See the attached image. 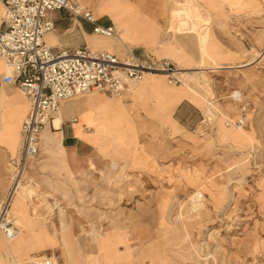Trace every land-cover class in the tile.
I'll list each match as a JSON object with an SVG mask.
<instances>
[{
    "label": "rangeland",
    "instance_id": "374dc122",
    "mask_svg": "<svg viewBox=\"0 0 264 264\" xmlns=\"http://www.w3.org/2000/svg\"><path fill=\"white\" fill-rule=\"evenodd\" d=\"M146 1L143 10L131 0H110L105 8L113 17L112 7L126 5L120 14L134 16L120 34L149 40L147 52L184 74L177 85L149 76L122 94L92 92L67 102L103 95L124 100L127 111L106 113L102 151L94 146L79 170L59 139L53 152L40 142L26 172L39 197L15 198L19 235L12 243L0 237V264H33L29 257L41 252L64 264L66 250L89 264L93 234H114L122 221L135 247L104 250L98 264H264V0ZM81 2L92 12L103 1ZM91 35L93 49L109 44L122 59L134 50L127 38ZM85 117L88 132L94 122ZM200 190L205 208L193 211Z\"/></svg>",
    "mask_w": 264,
    "mask_h": 264
},
{
    "label": "built area",
    "instance_id": "2783aa9c",
    "mask_svg": "<svg viewBox=\"0 0 264 264\" xmlns=\"http://www.w3.org/2000/svg\"><path fill=\"white\" fill-rule=\"evenodd\" d=\"M0 5L4 24L0 28V59L9 69L4 82L16 85L30 100L20 156L13 162L9 189L0 197V236L12 242L19 234L11 217L12 202L18 188L26 182L29 161L39 155L40 134L65 103L92 92L120 94L131 81H142L148 74L164 75L171 85L180 80L178 69L170 61L141 57L133 50L123 59L88 47L54 50L46 36L55 30L50 15L60 11L92 24L97 36L119 38L115 26L101 24L79 0H0ZM33 264L60 263L46 257Z\"/></svg>",
    "mask_w": 264,
    "mask_h": 264
},
{
    "label": "crops",
    "instance_id": "0c3cea01",
    "mask_svg": "<svg viewBox=\"0 0 264 264\" xmlns=\"http://www.w3.org/2000/svg\"><path fill=\"white\" fill-rule=\"evenodd\" d=\"M102 1L103 2H101L102 5L100 6L99 11L96 10L97 6L96 8L95 6L92 8L93 9L92 13L94 17L99 22H100L99 20L100 18L104 16L109 17L113 23L111 22V23H101V24L113 25L119 30L115 19L110 14L107 13L109 9L106 10L105 8V5H108L110 3L109 2L110 0H102ZM131 1L134 7H136V9L138 10L140 9L143 10L148 7V4H146L147 3L146 0H134V2L133 0ZM79 2L81 5H83L81 0H79ZM84 7L87 8L86 6ZM2 14H3V8L0 5V28H4V24L2 23ZM117 15H121L120 12H118ZM132 16L129 15L127 18H124L121 15L118 18V21L121 23L126 20L129 21L127 23H130L131 18H133ZM50 18L55 23V30L54 32L46 36V42L54 50H75L84 47L91 48L90 47L91 42L89 43L88 38L92 36L91 34H94L92 24L84 20L79 21L78 19H76V21H74L73 23V19L69 18L68 12L66 11L52 13L50 15ZM120 32H119V37L123 41L124 39L127 38L129 44L131 43L130 45H132L134 48L133 51L134 52L136 51L135 53L138 56L141 57L153 56L157 58L156 56H154V54H152V52H147L148 49L151 47L149 40H140V37L134 38L133 36H129L128 33H124L123 35H121ZM159 37L160 34L158 38ZM118 48L122 49L120 44H118ZM110 49L111 50H107V52L112 51L113 48ZM93 50L106 51L102 47L95 48ZM113 54L120 57V54L118 53H113ZM159 60H167V59H159ZM8 73H9V69L6 67L5 62L2 59H0V197H4L9 189L13 162H16L19 159L23 145V134H22L23 123L24 120L27 118L30 109V100L17 88V86L13 84H6L4 82V78L7 76ZM101 99H108V98L104 96L102 97L101 95H97L96 97H90L85 101H77L72 104L65 103L63 105L64 111H63V122L61 129L55 130V128L52 127L53 131H51L48 128L49 126H54L53 123L55 122V117H56L55 116L53 122L49 124L40 134V142L44 147H46V149L49 152H53L55 148H51V147L48 148L47 142L45 141V139L41 137V135L45 133L47 139L50 142H54L56 139H59L60 142L59 144L62 150L65 149L67 159L69 160L71 166L73 168H78L77 170L82 168L81 166H83L86 160L94 156V151H95L94 144L90 141V136L88 132L85 130L88 124L87 118L84 117L85 111L81 108L78 109L77 107L79 104H82L84 102L88 103L90 107H93L94 104L98 103V101H101ZM76 118L78 119V121L74 122V119ZM81 132H83V134ZM61 136H62V144H61ZM40 152H41V148H40ZM39 155L37 157H39ZM28 166H30V163Z\"/></svg>",
    "mask_w": 264,
    "mask_h": 264
},
{
    "label": "bare ground",
    "instance_id": "6f19581e",
    "mask_svg": "<svg viewBox=\"0 0 264 264\" xmlns=\"http://www.w3.org/2000/svg\"><path fill=\"white\" fill-rule=\"evenodd\" d=\"M181 5H184V6L188 5L189 6V4H186V3L181 4ZM124 9H125V7L123 5L112 7V10H114V12H112L113 18L116 20L117 27L119 29L122 28L123 26H125V23H123V22H126V20L120 23L118 21V18L120 17V15H117V14H118V12L122 13ZM119 39L120 38H118L116 40H119ZM90 46L94 47V45H92V44ZM95 46L96 47H102L105 50H111L110 48H112L109 44H106V43H103L101 45L96 43ZM125 48L127 50H129L128 47H125ZM182 70H184V69H178V75L184 74L182 72ZM149 76L153 77V76H160V75L148 74L146 76V78H148ZM162 76H164V75H162ZM184 86L186 87L187 85H184ZM129 92H131V91H129ZM122 93H120V94H122ZM101 96L103 97V95H101ZM234 96H235V98L238 99V98H240V93L239 92H235ZM77 108L78 109L79 108L83 109L85 111V116L90 117L91 119H93L94 126L88 132H91L89 134L90 141L94 144V146H96V148L99 151H102L101 148H100L102 142L100 143V141L102 140L101 138L103 137V135L105 133L104 132V128L102 126V121L104 119H106V115H107L106 113L109 112L111 109L113 110L115 108H119V109H121L123 111H127L126 102H124V100H116V99H113V98L101 99V101H98V103H95L93 107H90L88 103L84 102L82 104H79ZM204 110H205V116L208 118V120L213 121V118L214 119L216 118L215 117L216 114L214 115V113H213L214 111H212V109L210 107H206V109H204ZM63 111H64V107H62L61 111L56 116L55 122L53 123L54 124L53 127L55 128V130H60L61 127H62ZM41 137L43 139H45V141L48 144V147H51V148L55 147L56 140L53 142V144H50L49 140L47 139V136L45 135V133L42 134ZM28 165H29V163H28ZM111 166H112L113 169L118 168V164L116 162H113ZM91 167L94 168V164L93 163H92ZM203 193L204 192L201 191V190L197 191L194 194L193 198H191L192 199V204H193V209H192L193 211H200L201 209L205 208ZM17 196H20L21 198H24V199H26L28 201H32L35 198L39 197V192L35 188H33V186L31 184L25 182L18 188L15 198ZM15 198H14V200H15ZM13 202H12V204H13ZM125 219L127 220V218H125ZM115 228L119 229V231L114 233V234L112 232H105V233L104 232H101V233L97 232V233L93 234L92 239H91V241L89 242V245H88L89 264H98V260H101V259H103L105 257L104 256V257L101 258V256H100V255H102L104 250H109L113 246H117L115 252L118 251V249L120 248L121 245L126 250L135 247L134 244L136 243V241L134 240V237H131V234H129L130 232L128 231V226L126 224H124V221H122L119 224H116ZM0 237L5 238L4 236H0ZM17 238H18V236L12 242L17 240ZM8 242H10V241H8ZM12 242H10V243H12ZM63 244L65 246L68 245L65 241L63 242ZM1 251H2V245L0 243V252ZM62 253H63L64 257H65V263L64 264H79L78 260L75 257V254H71V252H69L67 250L62 252ZM39 255L43 256V257H40V258H46L48 256L46 254V252H41V253H39ZM12 258H13V260L16 263L19 261V257L14 252L12 254ZM52 258L54 260H56L55 257H52ZM36 260H34V258L30 259V257H29L27 262H32L33 263Z\"/></svg>",
    "mask_w": 264,
    "mask_h": 264
}]
</instances>
